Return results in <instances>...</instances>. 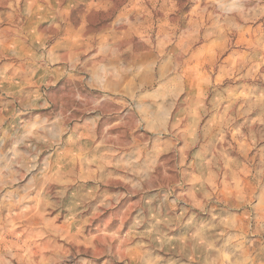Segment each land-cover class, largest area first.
<instances>
[{
	"label": "rangeland",
	"instance_id": "374dc122",
	"mask_svg": "<svg viewBox=\"0 0 264 264\" xmlns=\"http://www.w3.org/2000/svg\"><path fill=\"white\" fill-rule=\"evenodd\" d=\"M0 264H264V0H0Z\"/></svg>",
	"mask_w": 264,
	"mask_h": 264
}]
</instances>
